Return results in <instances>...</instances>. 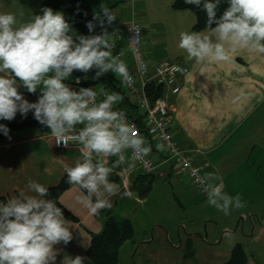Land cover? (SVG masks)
I'll use <instances>...</instances> for the list:
<instances>
[{
    "label": "clouds",
    "instance_id": "9594fccd",
    "mask_svg": "<svg viewBox=\"0 0 264 264\" xmlns=\"http://www.w3.org/2000/svg\"><path fill=\"white\" fill-rule=\"evenodd\" d=\"M206 11L203 31H185L179 35L178 47L188 60L207 69L228 63L239 50L264 56V0H227L228 7L217 18L221 0H184ZM23 16V13H20ZM104 4L94 13L102 29L100 34L79 35L63 12L49 7L29 20L18 19L12 12H0V120L11 121L17 113L34 119L50 129L57 146L68 147L70 141L81 146V156L73 166H65L66 182L78 187L85 204L93 214L111 208V197L119 194V185L109 177L115 168L131 171L137 161L150 154L151 145L135 130L125 113L115 106L123 100L118 92H105L97 100L93 88L73 90L66 80L74 71L88 73L93 79L112 72L123 84L133 78L119 55H113L115 44L105 24L115 20ZM87 22L90 33L96 24ZM215 25V27H213ZM79 83V78H76ZM39 96L29 102L19 89ZM78 126H82L79 127ZM9 128L0 124V132L9 136ZM11 137H9L10 139ZM162 147V146H161ZM130 153V154H129ZM115 157L111 164L108 159ZM220 178L208 173L201 180L207 203L229 215L232 209L245 207L239 194L230 196L223 190ZM31 193V194H29ZM48 188L29 181L28 193L0 202V264H55L59 250L73 239L61 207L47 199ZM131 191L123 192L131 197ZM85 258L65 256L62 264H84Z\"/></svg>",
    "mask_w": 264,
    "mask_h": 264
},
{
    "label": "crops",
    "instance_id": "0c3cea01",
    "mask_svg": "<svg viewBox=\"0 0 264 264\" xmlns=\"http://www.w3.org/2000/svg\"><path fill=\"white\" fill-rule=\"evenodd\" d=\"M44 1L0 0V12L15 13L18 19L26 21L33 15L42 14ZM89 1L94 13H97L100 12L101 4L115 9L125 0ZM141 1L149 9L165 8L172 12L170 30L178 42L181 32L194 31L195 14L174 9V0ZM20 13H23L22 17ZM119 25H111L106 29L110 31ZM73 30L77 33V29ZM144 33L147 41L149 34L143 29ZM179 52L175 55L176 61L187 65L189 71L179 76V93L173 94L169 89H164L163 94L171 108V131L178 144L191 154L195 162L201 163L205 173H215L220 178L216 183L222 182L224 192L230 194L232 186L240 185L241 171L245 170L247 174L252 165L257 163L256 153L264 155V56L239 50L232 54L230 62L201 69L188 60L186 52L182 49ZM164 58L156 56L151 57V60L159 62ZM19 91L29 102L38 99L27 94L23 87ZM29 113L33 114L31 111ZM20 120L17 113L15 119L0 120V124L18 123ZM49 133L23 126L0 140V202H3V196L9 199L18 196L21 191L28 193L29 181L43 186L57 184L66 174L65 166H73L75 160L80 158L81 146L78 143H73L66 150H58ZM141 135L151 145L149 156L162 163L160 167L165 171L163 177L170 180L176 176L182 182L185 175L179 173L171 161L165 162L167 149L156 137L144 131ZM115 159L109 158L108 163H113ZM259 166L264 168V157ZM140 173L137 165L131 171H125L124 166L115 168L109 179L119 185V194L110 198L112 207L101 210L99 214H93L85 204L79 202L78 197L82 192L78 187L71 185L61 194V202L78 220L73 221L64 216L69 222L73 239L67 245L61 243L55 246L59 250L55 264H62L65 256H82L91 242L92 234L102 230L109 213L119 219L127 218L117 217L113 209L121 201L132 200L134 192L138 193L131 184ZM185 179L188 178L185 176ZM125 191H131L133 195L124 197ZM137 196L135 201L139 200Z\"/></svg>",
    "mask_w": 264,
    "mask_h": 264
},
{
    "label": "rangeland",
    "instance_id": "374dc122",
    "mask_svg": "<svg viewBox=\"0 0 264 264\" xmlns=\"http://www.w3.org/2000/svg\"><path fill=\"white\" fill-rule=\"evenodd\" d=\"M111 11L116 18L112 26L133 18L142 24L149 34L146 41L144 33L143 46L150 57L178 60L179 42L170 30L172 12L149 9L141 0H125ZM256 157L257 163L247 174L241 171L240 185L232 186L228 194H239L245 207L232 209L227 216L210 206L185 176L180 182L176 176L167 180L156 175L144 198L134 192L132 200L119 202L113 211L131 219L135 234L121 246L118 264H223L238 243L248 264H264V168L259 166L264 155Z\"/></svg>",
    "mask_w": 264,
    "mask_h": 264
},
{
    "label": "built area",
    "instance_id": "2783aa9c",
    "mask_svg": "<svg viewBox=\"0 0 264 264\" xmlns=\"http://www.w3.org/2000/svg\"><path fill=\"white\" fill-rule=\"evenodd\" d=\"M108 32L110 34L115 33L112 36L115 44L113 55H119L125 61L133 78L131 84H124V86L133 96L140 113L130 116L120 102L115 108L125 113L128 122L134 126L139 135L143 132L142 123L145 127L144 132L149 136L156 137L161 145L167 149L168 156L165 162L171 161L174 168L185 175L202 196L207 197L201 184V180L206 176L203 167L195 162L191 154L178 144L171 131V108L166 96L162 94L151 101L148 95V84L151 81L162 85L164 89H169L173 94L179 93L181 87L178 84V79L180 75L189 71L188 66L167 58L159 62L151 60L143 46V26L135 18ZM127 54L130 56L127 57ZM76 78H79V83L76 82ZM90 79V75H73L65 83L77 91L81 87L93 88L97 92L98 101L104 99L105 92L111 93L108 88L91 84ZM73 143L76 142L70 141L67 148L63 144L57 146L53 138V145L58 150H66ZM161 164L149 155L144 157L142 161L136 162L142 173L163 177L165 171L160 167Z\"/></svg>",
    "mask_w": 264,
    "mask_h": 264
},
{
    "label": "trees",
    "instance_id": "16d2710c",
    "mask_svg": "<svg viewBox=\"0 0 264 264\" xmlns=\"http://www.w3.org/2000/svg\"><path fill=\"white\" fill-rule=\"evenodd\" d=\"M44 7H49L53 10H59L63 12L65 18L70 24H74L80 31L81 35L100 34L102 32L101 27L97 21H93L94 11L92 4L89 0H45L43 3ZM227 0H221L220 5L217 8V18H219L228 7ZM174 9L179 10H191L196 16V21L192 27L194 31L203 30L207 25L206 11L203 10L202 5L196 6L192 4H186L184 0H174L172 3ZM111 10V9H110ZM93 21L96 24L94 33H90L87 28V22ZM107 23L105 24L106 27ZM123 25V24H122ZM120 26V25H119ZM215 27V25H213ZM96 70L93 69L88 73H82L74 71L73 75H90V83L97 87L108 88L111 92H118L123 96V100L120 104L125 108L130 116L139 115L140 111L138 105L134 102L133 96L128 92L124 84L121 82L119 77H116L114 73L108 72L98 79H93ZM25 92L31 96L38 98L39 89L36 94ZM164 93L162 85L156 84L151 81L148 84V95L151 101H154L158 96ZM19 114V113H18ZM20 115V114H19ZM20 122L18 123H7L5 124L9 128V133L19 129L23 126H30L38 128L42 131H50L49 128L42 126L38 121L34 119L33 114L28 113L27 117L20 115ZM142 131L145 130L142 125ZM6 136L0 132V140ZM155 175L140 173L133 180L131 186L135 188L141 196H146L152 187ZM67 174H65L61 180L54 185L45 186L48 188L49 195L47 199H54L57 201V205L61 207L63 215L70 220L77 221L78 217L69 210L60 200L61 194L69 188L67 182ZM7 197L3 196V202L7 201ZM104 210V209H103ZM135 234L134 225L129 218H116L109 213L107 216L103 228L100 232L93 233L91 242L86 249L85 253L81 256L85 258L84 264H118L120 257V248L123 243L131 239ZM247 254L241 243H238L232 250L231 257L223 264H247Z\"/></svg>",
    "mask_w": 264,
    "mask_h": 264
}]
</instances>
